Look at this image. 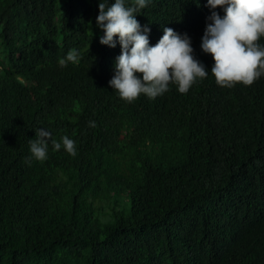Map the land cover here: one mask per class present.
I'll return each instance as SVG.
<instances>
[{
  "label": "trees",
  "instance_id": "obj_1",
  "mask_svg": "<svg viewBox=\"0 0 264 264\" xmlns=\"http://www.w3.org/2000/svg\"><path fill=\"white\" fill-rule=\"evenodd\" d=\"M99 2L0 0V264H264V75L218 86L200 49L207 0H151L136 13L150 45L187 33L209 74L126 102ZM39 127L76 155L49 143L26 163Z\"/></svg>",
  "mask_w": 264,
  "mask_h": 264
},
{
  "label": "clouds",
  "instance_id": "obj_2",
  "mask_svg": "<svg viewBox=\"0 0 264 264\" xmlns=\"http://www.w3.org/2000/svg\"><path fill=\"white\" fill-rule=\"evenodd\" d=\"M149 3L151 0H132L130 5H126V0H104L98 4L95 26L102 32L99 43L120 47L108 85L129 103L141 94L155 99L167 92L170 84L179 93H187L195 82L209 74L205 65L194 58L187 33L164 27L161 38L150 45V28L142 27L136 19V13ZM204 6L210 15L205 18L200 49L212 56L210 72L216 84L229 88L236 83L251 85L264 75V45L257 43L264 36V0H207ZM79 58L78 51H69L58 59V66L75 65ZM88 126L96 127L95 121H89ZM34 131L35 138L29 139V165L32 160L47 158L49 143L53 150L63 148L76 155L75 141L68 136L57 141L44 127Z\"/></svg>",
  "mask_w": 264,
  "mask_h": 264
},
{
  "label": "rangeland",
  "instance_id": "obj_3",
  "mask_svg": "<svg viewBox=\"0 0 264 264\" xmlns=\"http://www.w3.org/2000/svg\"><path fill=\"white\" fill-rule=\"evenodd\" d=\"M118 199L120 201L119 204L123 205L124 204V202H123L124 199L123 198H118ZM98 201L96 202L97 207H101L102 206L103 208H106V209L110 208L109 202L107 200L98 199ZM118 209H119V211H122V208H118ZM96 213H98L97 210H96ZM123 215H126V213H123Z\"/></svg>",
  "mask_w": 264,
  "mask_h": 264
}]
</instances>
